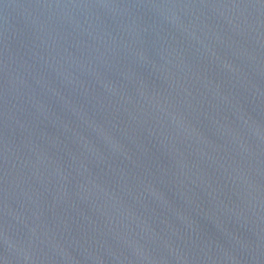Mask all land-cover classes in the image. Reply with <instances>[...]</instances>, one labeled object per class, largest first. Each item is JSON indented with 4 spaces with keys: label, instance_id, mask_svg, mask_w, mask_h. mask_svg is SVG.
I'll list each match as a JSON object with an SVG mask.
<instances>
[{
    "label": "water",
    "instance_id": "95a60500",
    "mask_svg": "<svg viewBox=\"0 0 264 264\" xmlns=\"http://www.w3.org/2000/svg\"><path fill=\"white\" fill-rule=\"evenodd\" d=\"M0 264H264V0H0Z\"/></svg>",
    "mask_w": 264,
    "mask_h": 264
}]
</instances>
